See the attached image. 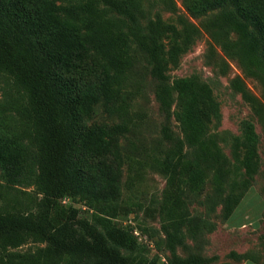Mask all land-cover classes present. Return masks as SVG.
Returning a JSON list of instances; mask_svg holds the SVG:
<instances>
[{"label": "trees", "instance_id": "1", "mask_svg": "<svg viewBox=\"0 0 264 264\" xmlns=\"http://www.w3.org/2000/svg\"><path fill=\"white\" fill-rule=\"evenodd\" d=\"M130 2L0 0V264H165L141 255L133 228L118 225L111 207L121 195L120 139L131 131L126 113L135 95L128 91L134 55L150 64L166 119L161 133L169 146L153 163L165 177L160 214L167 264L207 263L200 255L175 254L192 222L183 199L188 193L201 192L208 181L216 191L228 186L227 220L251 186L229 177L234 167L209 143L217 114L211 90L195 76L168 82L165 69L181 52L179 28L156 18L142 32ZM183 4L193 16L228 7L210 27L250 29L244 62L264 80V0ZM99 6L129 24L117 25ZM99 112L119 122L108 124ZM171 115L189 151L172 136ZM257 143L254 125L245 122L241 168L247 175L257 169ZM30 186L35 195L23 200ZM67 199L102 208L83 220L78 209L60 204ZM27 243L41 246L21 251Z\"/></svg>", "mask_w": 264, "mask_h": 264}, {"label": "rangeland", "instance_id": "2", "mask_svg": "<svg viewBox=\"0 0 264 264\" xmlns=\"http://www.w3.org/2000/svg\"><path fill=\"white\" fill-rule=\"evenodd\" d=\"M129 7L135 25L142 32L149 21L156 18L179 28L181 52L165 69L168 82L195 76L207 85L217 105L216 117L208 130L209 143L227 158L229 167H234L229 175L231 179L237 176L239 181L248 179L251 184L242 210L232 219L234 224L224 218L223 204L229 194L228 186L216 191L208 181L201 192L188 193L183 199L192 222L183 229V242L176 246L175 254L180 258L200 255L206 258V264H243L246 260L264 264V80L251 75L244 62L250 29L242 33L228 27H210L212 20L228 7L199 16L191 15L183 0H131ZM99 8L117 25L129 24L125 17L103 6ZM133 59L128 91L135 95L128 102L126 113L131 131L120 139L124 156L121 195L111 207L118 225L133 228L141 255L147 260L157 258L167 264L171 254L165 246L160 214L165 177L153 163L154 158L164 157V150L169 146L161 133L166 119L156 100L157 82L150 75V64L139 55H134ZM2 85L0 82V100L3 98ZM175 105L172 112L176 110ZM98 117L108 124L119 122L118 118L108 117L103 112H99ZM245 122L254 125L258 136V164L252 175L245 174L241 168ZM168 126L172 136L183 141L184 151H189L180 124L172 115ZM34 190L33 186L25 188L29 195L23 196V200L34 196ZM241 190L242 187L237 186L233 191L239 193ZM60 204L78 209V216L83 220H90L102 208L101 205L88 208L84 202L70 199ZM40 246L27 243L20 250Z\"/></svg>", "mask_w": 264, "mask_h": 264}, {"label": "crops", "instance_id": "3", "mask_svg": "<svg viewBox=\"0 0 264 264\" xmlns=\"http://www.w3.org/2000/svg\"><path fill=\"white\" fill-rule=\"evenodd\" d=\"M250 190V189H249ZM248 190V191H249ZM246 192V194L244 195V197L242 198V200L240 201V203H239V205L235 208V210L233 211V213L230 215V217L228 218V221L230 222V221H232L231 223H233L234 224V222H233V218H235V216L239 213V211L240 210H242V204H243V201L247 198V196H248V193L249 192ZM236 221H241L239 218H236ZM243 264H256V263H254L253 261H249V260H246V261H243Z\"/></svg>", "mask_w": 264, "mask_h": 264}, {"label": "built area", "instance_id": "4", "mask_svg": "<svg viewBox=\"0 0 264 264\" xmlns=\"http://www.w3.org/2000/svg\"><path fill=\"white\" fill-rule=\"evenodd\" d=\"M63 203H65V200H63Z\"/></svg>", "mask_w": 264, "mask_h": 264}]
</instances>
